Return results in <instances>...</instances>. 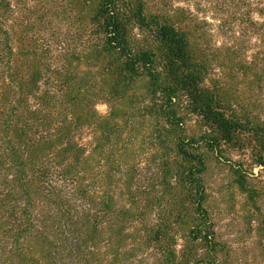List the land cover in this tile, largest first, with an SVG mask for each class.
I'll list each match as a JSON object with an SVG mask.
<instances>
[{
    "label": "trees",
    "instance_id": "16d2710c",
    "mask_svg": "<svg viewBox=\"0 0 264 264\" xmlns=\"http://www.w3.org/2000/svg\"><path fill=\"white\" fill-rule=\"evenodd\" d=\"M210 162L255 199L264 0H0V264H264Z\"/></svg>",
    "mask_w": 264,
    "mask_h": 264
},
{
    "label": "rangeland",
    "instance_id": "374dc122",
    "mask_svg": "<svg viewBox=\"0 0 264 264\" xmlns=\"http://www.w3.org/2000/svg\"><path fill=\"white\" fill-rule=\"evenodd\" d=\"M97 109L100 113H104L106 106L99 105ZM259 171L258 167L253 169V172L259 176L250 178V182L246 186V188L255 193V196L256 193L258 194V197L256 196L253 200L250 198L251 195L249 196L250 191L246 190L242 192V189H239L236 185L229 187L228 184L234 180V177L228 166L225 164L214 165L213 162L208 164L205 180L209 190H215V188L218 190L220 188L226 189L225 192H219L217 196H213L214 198L217 197L213 200L218 207L215 210L223 212L220 221V231L223 234L236 233L230 228V225L235 221L237 234L241 236L243 241L251 237L254 240L264 238V173H260ZM233 215L236 216L233 217L235 218L234 221L231 219ZM254 247L256 248H253L254 254L258 252L262 253L261 247L260 249L256 245ZM240 249H243L241 254L247 255L249 252L244 244L240 245ZM258 260L255 258V262H258Z\"/></svg>",
    "mask_w": 264,
    "mask_h": 264
}]
</instances>
